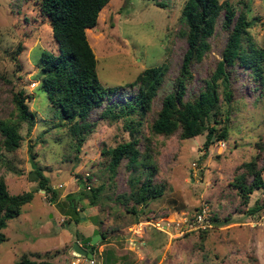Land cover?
Here are the masks:
<instances>
[{"label": "rangeland", "instance_id": "1", "mask_svg": "<svg viewBox=\"0 0 264 264\" xmlns=\"http://www.w3.org/2000/svg\"><path fill=\"white\" fill-rule=\"evenodd\" d=\"M218 1H228L235 14L244 12L250 22L248 38L264 49V0ZM160 2L108 0L96 23L85 28L99 82L103 86L122 85L113 100L136 90L137 83L130 87L126 83L144 67L166 65L134 133L136 147L155 165L153 180L162 184L163 191L144 206L135 205L132 213L130 201L120 197L128 191L132 171L120 160L111 173L105 155L100 153L131 137L123 119L101 117V103L89 113L90 130L76 148V136L39 86L40 51L56 53L57 47L38 0H0V124L16 120L17 91L33 111L31 122L16 121L20 139L13 149L3 145L0 131V176L8 192L32 193L1 229L6 238L0 241V264H14L22 253L35 260L70 264L73 241L83 242L82 232L91 235L93 228L98 234L94 253L82 257L81 264H264V208L247 212V207L264 197V188L253 189L244 201L232 184L242 162L255 159L260 165L264 156V59L261 78L249 67L234 64L229 69V100L223 99L218 81L216 117L220 120L216 125L227 127V136L218 139L223 141L220 148L217 139L207 148L202 146L205 130L185 138L177 131L153 133L150 121L163 94L172 89L187 45L180 18L184 0ZM220 21L221 14L208 38V50L189 64L191 76L185 83L184 97L197 93L214 71L226 40ZM242 44L246 48V37ZM34 166L41 168L55 189L53 200L50 192L38 187ZM261 176L264 179V169ZM86 183L90 188L101 186L93 204L88 201ZM78 191L81 194L74 212L65 194L77 196ZM201 202L208 206L213 220L209 229L171 236L153 226L164 214L171 219L180 211L191 213ZM139 219L142 229L133 232V223ZM147 220L150 222H144Z\"/></svg>", "mask_w": 264, "mask_h": 264}, {"label": "trees", "instance_id": "2", "mask_svg": "<svg viewBox=\"0 0 264 264\" xmlns=\"http://www.w3.org/2000/svg\"><path fill=\"white\" fill-rule=\"evenodd\" d=\"M107 1L38 0L39 9L48 20L57 47L56 53L45 49L40 51L37 58L42 71L39 86L54 106L57 116L66 122L71 134L76 136V148L83 141L85 133L90 130L91 123L87 120L89 113L101 103H103L99 110L101 117L109 120L123 119L124 127L129 130L131 137L112 147L101 149L100 153L105 155L111 173H114L120 160H125V166L132 171L128 191L122 193L120 197L123 201H130V211L134 213L135 205L139 204L142 207L149 199L158 197L163 191L162 184L153 180L155 165L148 160L145 151L141 152L136 147L138 138L134 133L138 130L140 118L150 107V100L160 85L166 65L144 67L133 81L126 83L129 87L137 83L136 90L127 93L126 97L113 100L112 96L122 89V85L103 86L99 82L95 57L85 35V28L96 23L98 12ZM153 1L161 5L160 0ZM220 14V26L226 30V40L221 48L220 58L216 60L214 71L203 87L197 93L184 97L185 83L191 76L189 64L192 59L200 58L208 50V38L212 35L215 20ZM180 18L184 24L183 32L187 45L182 53L178 72L173 78L172 89L163 94L160 106L150 121L149 129L161 135H169L177 131L181 138L205 130L202 146L207 148L214 140L227 136V127L224 124H219L221 127L216 125L220 120L219 116V119L216 117L219 103L218 81L223 87V99L229 100L227 80L229 69L234 64L249 67L255 77L261 78L264 49L254 46L251 42L246 32L249 20L242 11L235 14L228 1L184 0ZM245 37L246 48L242 44ZM104 100L107 101L104 103ZM14 102L16 120L0 124L2 143L7 149H13L20 139L16 121L31 122L33 119V111L28 109L20 91L14 96ZM34 167L38 175V187L50 192L53 200L55 189L48 183L41 168ZM239 168L240 171L233 176L232 184L245 201L253 189L264 188V179L261 176L264 156L260 165L256 164L255 159H251L242 162ZM247 176L250 178L247 179ZM81 185L82 183L79 184ZM100 187L99 185L94 188L88 187V201L91 204ZM31 194L30 190L9 193L0 176V241L6 238L1 230L6 225V220L20 212L21 204L27 202ZM80 194L81 191H78L77 196L73 193L65 194L66 201L74 212L77 210L75 204ZM262 208H264V197L261 201L255 200L247 207V212L253 213ZM82 238L83 242L79 241L80 245L88 249L93 256L95 244H90V235ZM100 238H104V233L100 232ZM14 264L53 263L47 259H31L22 253Z\"/></svg>", "mask_w": 264, "mask_h": 264}, {"label": "built area", "instance_id": "3", "mask_svg": "<svg viewBox=\"0 0 264 264\" xmlns=\"http://www.w3.org/2000/svg\"><path fill=\"white\" fill-rule=\"evenodd\" d=\"M217 147H221L223 144L222 140H217ZM87 184V183H86ZM58 185H61L60 183ZM89 185L87 184L86 187ZM160 217V220L155 221L153 226L156 229H159L165 234L169 235H179L185 234L190 231H201L205 229H209L213 226V220L209 213V208L205 203H199L195 209L191 213L180 211V213H174L171 219L167 217ZM153 221V220H152ZM146 223L150 221H144ZM153 223V222H151ZM143 221L141 219L135 221L132 226L133 232H139L142 229ZM140 241V240H138ZM141 242V241H140ZM71 259L70 264H81V258L85 257L84 255L78 254L75 251H71ZM89 261H92L90 259Z\"/></svg>", "mask_w": 264, "mask_h": 264}, {"label": "water", "instance_id": "4", "mask_svg": "<svg viewBox=\"0 0 264 264\" xmlns=\"http://www.w3.org/2000/svg\"><path fill=\"white\" fill-rule=\"evenodd\" d=\"M97 237H98L97 229L93 228L92 233L90 235V240H89L90 244L94 243ZM71 247H72V250H74L75 252L81 255H85L86 257H91V252L85 247L81 246L77 241H73Z\"/></svg>", "mask_w": 264, "mask_h": 264}, {"label": "crops", "instance_id": "5", "mask_svg": "<svg viewBox=\"0 0 264 264\" xmlns=\"http://www.w3.org/2000/svg\"><path fill=\"white\" fill-rule=\"evenodd\" d=\"M84 232H85V231H83L82 234H83L84 236H86V234H85ZM78 241H79V240H78ZM79 244H80V242H79Z\"/></svg>", "mask_w": 264, "mask_h": 264}, {"label": "clouds", "instance_id": "6", "mask_svg": "<svg viewBox=\"0 0 264 264\" xmlns=\"http://www.w3.org/2000/svg\"><path fill=\"white\" fill-rule=\"evenodd\" d=\"M85 256V255H84ZM86 257V256H85Z\"/></svg>", "mask_w": 264, "mask_h": 264}]
</instances>
